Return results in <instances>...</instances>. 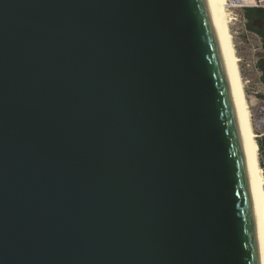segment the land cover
I'll return each mask as SVG.
<instances>
[{"label": "water", "instance_id": "1", "mask_svg": "<svg viewBox=\"0 0 264 264\" xmlns=\"http://www.w3.org/2000/svg\"><path fill=\"white\" fill-rule=\"evenodd\" d=\"M208 0H0V264H260Z\"/></svg>", "mask_w": 264, "mask_h": 264}, {"label": "bare ground", "instance_id": "2", "mask_svg": "<svg viewBox=\"0 0 264 264\" xmlns=\"http://www.w3.org/2000/svg\"><path fill=\"white\" fill-rule=\"evenodd\" d=\"M224 0H208L213 23L225 60L235 113L244 145V160L251 191L258 237L260 264H264V177L259 165L256 135L253 131L248 105L228 22L223 14ZM239 2L238 0H235Z\"/></svg>", "mask_w": 264, "mask_h": 264}, {"label": "rangeland", "instance_id": "3", "mask_svg": "<svg viewBox=\"0 0 264 264\" xmlns=\"http://www.w3.org/2000/svg\"><path fill=\"white\" fill-rule=\"evenodd\" d=\"M223 14L228 22L244 87L249 115L256 135L264 134V85L257 67L259 58L264 57L258 36L246 29L242 19L243 10L235 0L223 1Z\"/></svg>", "mask_w": 264, "mask_h": 264}, {"label": "trees", "instance_id": "4", "mask_svg": "<svg viewBox=\"0 0 264 264\" xmlns=\"http://www.w3.org/2000/svg\"><path fill=\"white\" fill-rule=\"evenodd\" d=\"M242 16L246 19V29L259 37L261 49L264 53V10L255 8L243 9ZM257 67L261 72V81L264 85V57L258 59ZM256 143L259 155V165L264 177V134L259 135L256 139Z\"/></svg>", "mask_w": 264, "mask_h": 264}, {"label": "built area", "instance_id": "5", "mask_svg": "<svg viewBox=\"0 0 264 264\" xmlns=\"http://www.w3.org/2000/svg\"><path fill=\"white\" fill-rule=\"evenodd\" d=\"M240 9H262L264 10V0H238ZM244 24H246V19L242 16ZM263 174V173H262Z\"/></svg>", "mask_w": 264, "mask_h": 264}]
</instances>
